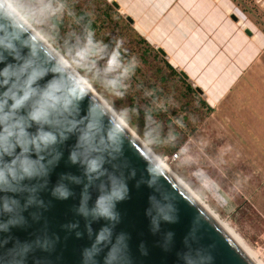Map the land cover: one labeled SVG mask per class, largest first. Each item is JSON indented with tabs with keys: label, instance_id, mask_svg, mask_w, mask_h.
Returning <instances> with one entry per match:
<instances>
[{
	"label": "water",
	"instance_id": "water-1",
	"mask_svg": "<svg viewBox=\"0 0 264 264\" xmlns=\"http://www.w3.org/2000/svg\"><path fill=\"white\" fill-rule=\"evenodd\" d=\"M92 91L0 0V264H254Z\"/></svg>",
	"mask_w": 264,
	"mask_h": 264
},
{
	"label": "rangeland",
	"instance_id": "rangeland-1",
	"mask_svg": "<svg viewBox=\"0 0 264 264\" xmlns=\"http://www.w3.org/2000/svg\"><path fill=\"white\" fill-rule=\"evenodd\" d=\"M6 1L264 264V51L208 109L140 40L132 0ZM234 1L264 32V0Z\"/></svg>",
	"mask_w": 264,
	"mask_h": 264
},
{
	"label": "crops",
	"instance_id": "crops-1",
	"mask_svg": "<svg viewBox=\"0 0 264 264\" xmlns=\"http://www.w3.org/2000/svg\"><path fill=\"white\" fill-rule=\"evenodd\" d=\"M111 1L124 8V0ZM132 1L136 4L124 9L132 22L130 14L138 20L135 30L165 52L168 62L202 90L210 107L264 51V32L234 0ZM151 16L157 18L153 23L147 20Z\"/></svg>",
	"mask_w": 264,
	"mask_h": 264
},
{
	"label": "bare ground",
	"instance_id": "bare-ground-1",
	"mask_svg": "<svg viewBox=\"0 0 264 264\" xmlns=\"http://www.w3.org/2000/svg\"><path fill=\"white\" fill-rule=\"evenodd\" d=\"M21 17V16H20ZM21 19H23L21 17ZM23 21L25 23H27L24 19ZM28 24V23H27ZM29 25V24H28ZM29 27H31L29 25ZM31 29H33L31 27ZM34 30V29H33ZM44 40V39H43ZM45 41V40H44ZM45 43L51 47L46 41ZM52 48V47H51ZM54 50V49H53ZM88 86V84H86ZM89 87V86H88ZM93 92V91H92ZM94 93V92H93ZM96 95V94H95ZM97 96V95H96ZM98 97V96H97ZM108 107V106H107ZM109 108V107H108ZM110 109V108H109ZM132 135L135 136V134L131 131ZM135 138H137L135 136ZM138 139V138H137ZM144 146L145 144L140 141ZM145 148H147L145 146ZM147 150L150 152V154L152 155V157L155 159V161L171 176L174 178L175 181H177V183L183 188L185 189L196 201L197 203L217 222V224L231 237V239L238 245V247L247 255V257L249 259H251V261H253L254 264H262V262L255 256L254 253H252L247 247H245L241 241L238 239V237L236 235H234L226 226L224 223H222L220 220H218L216 218V216L212 213L211 210H209L203 203H201L194 195L193 193L171 172V170L167 167V165L165 163H163L160 159H158L148 148Z\"/></svg>",
	"mask_w": 264,
	"mask_h": 264
},
{
	"label": "trees",
	"instance_id": "trees-1",
	"mask_svg": "<svg viewBox=\"0 0 264 264\" xmlns=\"http://www.w3.org/2000/svg\"><path fill=\"white\" fill-rule=\"evenodd\" d=\"M135 32H136V30H134ZM137 33V32H136ZM137 35L139 36V38H140V40L143 42V43H147L148 44V42L143 38V37H141L138 33H137ZM164 63H165V66L168 68V69H170L172 72H174V73H177L176 72V70H175V68L167 61V60H165L164 61ZM190 88V87H189ZM204 103L207 105V108L208 109H211V107L204 101Z\"/></svg>",
	"mask_w": 264,
	"mask_h": 264
},
{
	"label": "clouds",
	"instance_id": "clouds-1",
	"mask_svg": "<svg viewBox=\"0 0 264 264\" xmlns=\"http://www.w3.org/2000/svg\"><path fill=\"white\" fill-rule=\"evenodd\" d=\"M120 196H121V193H118L115 195L116 198H120Z\"/></svg>",
	"mask_w": 264,
	"mask_h": 264
}]
</instances>
